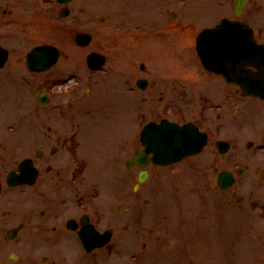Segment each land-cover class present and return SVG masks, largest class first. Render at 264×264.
Instances as JSON below:
<instances>
[{"label": "flooded vegetation", "instance_id": "flooded-vegetation-1", "mask_svg": "<svg viewBox=\"0 0 264 264\" xmlns=\"http://www.w3.org/2000/svg\"><path fill=\"white\" fill-rule=\"evenodd\" d=\"M75 1L57 3L60 16L64 8V18H69L70 5ZM236 2L216 0L217 6L211 7L218 10H211L212 16L205 22L199 21L200 5L191 4V0H129L119 8L108 4L105 14L93 13L92 27L85 28L86 16L79 18L86 31L73 29L74 43L70 42L69 34L68 44L65 41L38 44L51 47L50 55L57 58L46 71H31L26 66L27 73H20L18 66L11 65L12 51L6 47L9 57L0 68V90L17 87L14 90L18 94L17 109L27 102L21 95L26 89L23 80L30 75H41V79L34 82L40 89L35 95L31 123L25 124L19 114H13L12 118L11 113L0 107V264H57L60 260L67 264L69 260L60 249L65 240L76 241L82 248L78 264L110 261L115 252L104 248L88 252L83 247L80 234L90 226L101 234L110 230L111 243L123 234L142 238L143 250L129 251L128 260L132 264L133 260L156 256L171 246L175 249L176 245L180 253L187 245L193 246L189 254L197 253V243L204 239L205 231L224 232L220 225L214 229L207 220L198 218L189 229V242L179 240L172 244L166 236L162 247L149 250L147 237L154 228L166 227L165 220L156 218L147 225L144 213L143 218L134 214L135 207L147 205V190H166L168 181H164L160 171L167 167L147 165L144 170L148 179L156 178L155 185L148 188L147 182L138 180L143 169L135 163L128 166V161L136 159L135 150L145 151L140 128L151 121L190 123L206 135L207 144L200 154L168 166L175 169L187 165L188 170L178 172V176L190 175L196 182L201 180L202 188L197 190L205 204L214 179L229 171L235 176V184L226 191L216 187L217 197H225L221 198L223 201L220 199L221 203H228L230 193L251 212L264 213V92L260 90L257 97L246 95V84L238 83L237 80L245 82V75L240 78L234 75L240 53L230 50L229 36L212 37L209 56L213 68L204 64L197 48L200 32L214 28L225 18L250 24L256 40L264 42L253 26L256 22L244 15L248 0L239 16L235 6L229 10L231 3ZM86 3L83 0L79 5L81 15H86ZM258 9L257 14L261 6ZM37 12L49 18L46 25L51 30L55 8L44 10L42 6ZM79 33L87 34L89 41L79 43ZM71 45L80 55L78 64L82 73L53 75L68 65L71 56L65 48ZM91 54L98 57L94 63L98 69L89 65ZM61 62L67 63L62 66ZM12 67L19 68L14 77L7 75ZM247 68L253 73L258 71L257 67ZM63 92L64 96L56 100ZM113 96L125 98L126 133L120 138L122 144L114 151V159L105 149V158L98 161L93 158L88 121L99 118L106 110L104 103ZM134 109L143 120L137 127L133 124ZM112 111H105L110 116L104 118V123L97 120L106 127L101 134H106L111 124L116 126ZM23 174L24 178L19 179ZM135 227L138 229L134 231ZM160 235L157 241L161 240ZM261 247L258 245L264 257ZM42 249L45 254L40 252Z\"/></svg>", "mask_w": 264, "mask_h": 264}, {"label": "rangeland", "instance_id": "rangeland-1", "mask_svg": "<svg viewBox=\"0 0 264 264\" xmlns=\"http://www.w3.org/2000/svg\"><path fill=\"white\" fill-rule=\"evenodd\" d=\"M82 1L83 0H76L71 4V15L69 18H64L60 16V6L55 0H45L42 2L41 0H0V41L12 51L10 57L11 65L15 64V66L20 68V73L26 74L25 55L32 47L42 44L45 41H56L57 43L65 41L66 44H68L69 41L67 38L69 34L70 42L74 43L75 38L73 36H75V34L73 35V29L76 31H86L79 22L81 16H86L85 28L92 27L93 13L101 16L106 13V6H109L108 4L119 8V6L125 5L129 0H86L88 2L85 4V6L88 7L86 15L80 14L81 9L79 5ZM215 1L216 0H191V4L194 3L196 6H198V4L200 5L198 11L202 17L199 21H204V19L207 21V19L212 16L211 13L218 10L216 7L215 9L211 7L214 5L217 6ZM207 4L209 6H207ZM42 6L44 10L48 9L50 6L55 8V18L52 19L51 30H49V27L47 28L46 25V19L49 20V18L37 12V9ZM234 6L235 3H231V8H229V10H232ZM259 6H261L262 10L257 14ZM5 9L7 10V14H4ZM244 15L248 19H251L252 22H256L255 27L257 28V32L261 35L262 39H264V0H248ZM55 25H57V27H54ZM65 49L66 53L71 57L67 61L68 63H61L62 66L66 63L68 65L64 66L61 71L53 75L61 77L71 74L74 71H77V73H75L76 75H80L82 72L79 66L80 63L78 64L80 60L79 53H77L75 47L72 45L70 48L67 46ZM87 51L88 50L84 53ZM18 67H12L7 75L14 77L15 71L19 70ZM3 75L4 74H2V76ZM17 76L19 77V75ZM15 79L17 80V78ZM40 79L41 75H30L23 80L26 89L21 91V95H24L22 96V100L27 102H25V104L23 103L22 108H16L18 106V104H16V95L18 94L15 93L14 90H17V87L13 89L11 86H7L0 90V107H2L6 113H11L12 118L13 114H19L21 120L25 124L31 123L34 115V113L31 114V112L34 111L33 103L35 95L40 89L34 84ZM62 96H64V92L59 95L56 100ZM82 97L87 99L85 94H83ZM104 104L106 105L105 111L109 113L110 109L113 110L112 112L114 113L111 117L113 124L116 126L111 124V129H108L106 134H101L106 127L98 122L104 123V118L106 119V117L110 116V114H105L107 112H103V110L100 111L103 112V114L99 118L88 121L91 128L89 140L92 141L91 147L93 148V155L95 154L93 158L98 161H102L105 158L103 154H105L106 150L109 151L111 158L114 159V151L116 152V148L120 147L122 144L120 138L126 133V125H124L127 122L125 98L119 96L115 98L113 96V98H109V101ZM151 115L153 114H150V116ZM132 116L135 127L143 122L142 115L137 109H134ZM98 119L99 121L97 122ZM107 122L110 123V121ZM95 142H99L100 144L96 145L94 144ZM186 167L187 165L184 163L177 166L175 169L159 170L161 172L160 176L164 181H168L165 183L166 190H147L149 203L144 207L147 214L146 216L144 215V218L147 219L146 224L148 225L151 220H155L159 217L164 219L166 224V227L154 228L153 232L147 237L150 245L149 250L155 251L162 247L166 236L170 239L172 244L179 240H182V242H189V229L191 226L195 225V219L198 218L200 220H207L205 222H209L213 225L214 229L220 225V227H223L224 232L219 233L216 230L205 231L203 233L204 239L197 243V248L199 250L197 253L189 254L193 246L188 245L184 248L183 252L180 253L179 247L176 245L175 249H171V246L167 251L158 252L156 256L140 257L133 263L264 264L263 257L260 255L258 248V245H262L261 252L264 256V216L252 215L250 209L245 205L238 204L230 193L227 194L229 196L228 203L226 205H224L223 202L221 203L220 199H225V197L219 195L220 198L217 197L218 200L216 199L215 192H217V194L219 193L215 188L216 181H214L213 184L214 190H208V194L206 195L208 203L203 205V195L200 194V190H197L202 188L201 180L196 182L190 175L185 177L178 176V172L188 170ZM171 177H175L176 179L170 180ZM155 179V177L149 179L147 182L148 188L155 185ZM184 184L187 185V187H184ZM174 186L175 188L172 190ZM155 205L157 209H152ZM136 209L135 207V210ZM161 209L162 213H159L158 210ZM138 214H142L141 207L139 208ZM140 217L143 218V215ZM199 225H203V223H199ZM137 229L138 228L135 227L134 231ZM161 231H165L166 234L160 235ZM183 234L185 237H183ZM159 235L161 236V240L157 241ZM136 238L138 241H135ZM227 239L230 240V243ZM143 244L142 238L133 235L126 237L123 234L118 241L113 243V247H111V251L115 252L113 258L110 261H105L103 264H130L131 262L128 260L129 251L140 252L143 250ZM60 249L69 260L67 264H78L80 260L79 253L82 248L76 241L65 240L60 244ZM40 252L43 254L46 250L42 249ZM57 264H62V261L60 260Z\"/></svg>", "mask_w": 264, "mask_h": 264}, {"label": "water", "instance_id": "water-1", "mask_svg": "<svg viewBox=\"0 0 264 264\" xmlns=\"http://www.w3.org/2000/svg\"><path fill=\"white\" fill-rule=\"evenodd\" d=\"M243 3H244V0H239L237 8H236V12L238 14L241 12ZM219 28L220 29L223 28L225 30V33L229 34L230 36L232 34H235V35H240L242 37H245V41H244L245 48H243V49L247 53L246 58L248 60L246 61V63L256 65L259 68H262L264 66V45H257L252 40L251 33L248 30H244L242 24H239L238 22L226 20L223 22V24H221L219 26ZM207 33H208V31H205L200 36V39H199V49L201 51H205V52L208 51ZM87 42H88L87 37H85L84 35L79 36V43H87ZM46 51H50V48H48V47L37 48L33 53H31L29 55V57H28L29 61L33 62V60L40 57L39 56L40 52H46ZM256 56H257V58H256ZM204 59L206 61V57ZM256 78L257 79H255L254 77H250L249 79L252 81L250 83L246 82L247 84L251 85L248 93L256 94L254 85H258L262 81L264 83V71H263V69L261 70L260 77H256ZM249 79H248V81H249ZM256 80H258V81H256ZM159 126H161V127L159 128V127H156L154 125H150V126L146 127V131H148L149 129H152V128H156V129L159 128L158 130L164 131V133H165V135L162 138H161L162 135L160 134V135H156V137H151L148 141L147 136H145L148 134L146 131L144 132L145 134L143 137L145 142L147 141L146 142V144L148 146L147 151L154 153L155 161H157V162H161V163L166 164L168 162L170 163L172 161L180 160L185 155H190V154L199 152L201 147L204 144V139L203 138L199 139V137H198V140L196 141V144H197L196 150L193 149L194 147L191 148V150H189L186 147H189L188 144H190L191 141L193 143V135H195L191 128H189V127H178L177 125L176 126L175 125L174 126L159 125ZM191 137H192V139H191ZM171 145L175 146V147L172 148ZM170 155H173V156L170 157L168 162H166V160H163L164 157H169ZM225 178H226L227 182L230 181V183L226 182V183L220 184L223 189L228 187L231 184V179L229 177L228 178L225 177ZM144 179H145V174L141 176V180H144ZM221 179H222V177H221Z\"/></svg>", "mask_w": 264, "mask_h": 264}]
</instances>
